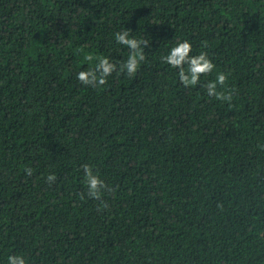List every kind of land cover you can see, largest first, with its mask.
<instances>
[{
    "label": "trees",
    "instance_id": "trees-1",
    "mask_svg": "<svg viewBox=\"0 0 264 264\" xmlns=\"http://www.w3.org/2000/svg\"><path fill=\"white\" fill-rule=\"evenodd\" d=\"M183 40L216 65L196 86L161 60ZM89 54L106 85L77 80ZM221 71L230 103L203 87ZM260 146L264 0H0V264H264Z\"/></svg>",
    "mask_w": 264,
    "mask_h": 264
},
{
    "label": "clouds",
    "instance_id": "clouds-1",
    "mask_svg": "<svg viewBox=\"0 0 264 264\" xmlns=\"http://www.w3.org/2000/svg\"><path fill=\"white\" fill-rule=\"evenodd\" d=\"M130 31V29L119 31L114 36L118 44L124 45L129 49L128 58L121 63L118 74L124 73L132 77L136 75L141 63L145 61L146 55L144 49L145 46H149L150 44L148 40L130 37ZM203 46L205 48L207 47V41L204 42ZM191 53L192 44L188 40H183L177 42L167 55L161 57L163 63L178 70L179 82L184 87L198 85L202 75H208L216 68V65L209 58L208 52L201 51L197 55H191ZM93 59L97 60L95 67L78 72L76 78L86 86H104L108 82L107 78L113 72H117V64L111 62L107 56L94 57L91 54L85 56V60L87 61H92ZM185 65H187V68H185ZM228 78V73L222 71L217 72L215 79L208 81L203 86L206 89V95L230 103L233 100V94L231 89H227ZM218 89L226 90L221 91ZM82 167L87 185V196L99 200L103 207H107L106 202L102 199L107 185L93 172V168L90 165L85 164ZM25 172L27 175H31L32 169L26 168ZM56 179L57 177L54 173L46 177L49 184L55 183ZM81 198H83V194H81ZM8 264H28V262L22 255H10L8 257Z\"/></svg>",
    "mask_w": 264,
    "mask_h": 264
}]
</instances>
